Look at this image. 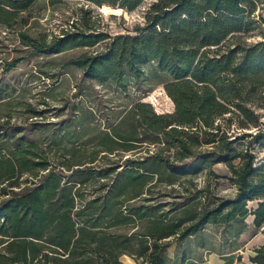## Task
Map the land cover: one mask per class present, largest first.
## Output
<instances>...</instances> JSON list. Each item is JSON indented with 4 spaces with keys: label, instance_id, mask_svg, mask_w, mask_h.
I'll return each instance as SVG.
<instances>
[{
    "label": "trees",
    "instance_id": "1",
    "mask_svg": "<svg viewBox=\"0 0 264 264\" xmlns=\"http://www.w3.org/2000/svg\"><path fill=\"white\" fill-rule=\"evenodd\" d=\"M35 1L0 0V24L25 26L20 16ZM83 1L132 12L144 0ZM260 6L264 0H157L145 25L129 34L77 28L51 40L21 35L35 54L51 56L110 39L104 51L73 65L88 80L125 92L150 66L165 78L163 93L174 110L163 113L155 95L137 101L134 114L99 131L91 152L82 146L89 141L76 144L82 134L74 120L19 125L0 119V250L8 264H123V256L139 264H196L178 251L171 259L168 250L207 225L232 234L251 216L255 230L264 227V161L258 163L256 148H264L258 112L264 109V32L248 41L264 23L262 13L259 20L254 15ZM90 14L84 11L81 20ZM129 117L147 137L130 139L120 131ZM143 143H163L174 156L145 155ZM202 144L207 150H199ZM131 153L136 156L126 157ZM215 164L230 170L233 198L205 206L200 191H176L180 178ZM252 202L256 207L248 206ZM254 252L251 263L264 264V243Z\"/></svg>",
    "mask_w": 264,
    "mask_h": 264
},
{
    "label": "rangeland",
    "instance_id": "2",
    "mask_svg": "<svg viewBox=\"0 0 264 264\" xmlns=\"http://www.w3.org/2000/svg\"><path fill=\"white\" fill-rule=\"evenodd\" d=\"M157 0H144L134 11L124 10L122 16L106 15L96 5L83 0H56L54 4L50 0H36L26 12L20 16V20H27L25 26L20 24L15 28H7L0 24V119L11 117L13 124L57 123L66 120H74L78 131L81 132L82 145L87 152L95 148L99 141V131L106 130L108 124H116L124 114H134L133 105L137 101L145 102L151 95L157 98V104L163 113L173 111L171 100L163 93L164 81L161 75L153 74L150 66L146 67V74L138 81L128 82L126 92L113 84H99L84 77L82 69L73 65L86 54H95L104 51L110 39L102 41L93 47H72L60 54L42 55L35 54L33 49L23 44L22 34L30 38L41 39L46 37L51 40L62 37L66 31L87 30L88 33L104 32L114 37L118 34L132 33L136 26H144V17ZM257 8L255 19L259 20V14L264 18V7ZM84 11H91L85 20H81ZM76 21L78 25L75 27ZM81 21V22H79ZM257 29L251 33L248 41L255 42L264 32V23L259 22ZM145 96V97H144ZM140 99V100H138ZM148 103V102H146ZM150 104V103H149ZM152 104L153 110L157 106ZM35 112H41L43 118L34 117ZM264 114V109L258 110ZM262 120H264V115ZM134 119L128 118L120 128L128 138L135 136L145 138L148 132L143 131L142 126L135 131ZM143 132L141 137L140 133ZM237 131L236 129H232ZM236 135V133H234ZM92 140V141H91ZM74 144L67 143L65 146L72 147ZM143 149L148 153L159 152L165 157L172 158L174 149L143 143ZM258 163L264 161V148L256 145ZM83 149V150H84ZM207 150V145L202 144L199 149ZM135 153L126 157L134 158ZM232 174L224 164H215L210 168L203 167L196 174H189L180 178L176 185V191L182 193V188L189 189L188 194L200 191L201 200L205 206L217 204L216 198H233L237 188L231 181ZM190 182V183H189ZM164 187V186H162ZM183 194L186 195L184 192ZM182 194V195H183ZM205 197V198H203ZM167 200L172 198L165 197ZM257 203H249L250 208L256 207ZM239 233L236 238L231 237ZM231 238V239H230ZM264 243V227L255 230L252 226V217L246 218L244 223H239L232 230V234L225 232L224 227L207 225L202 232L190 237L180 246L174 243L168 250L171 259L175 254L185 253L192 258L189 263L202 264L207 258V264H220L226 258L232 264H253L250 258L255 255V248ZM5 252L0 250V264H8L4 259ZM222 255V256H221ZM123 264H139L129 256L121 258Z\"/></svg>",
    "mask_w": 264,
    "mask_h": 264
},
{
    "label": "bare ground",
    "instance_id": "3",
    "mask_svg": "<svg viewBox=\"0 0 264 264\" xmlns=\"http://www.w3.org/2000/svg\"><path fill=\"white\" fill-rule=\"evenodd\" d=\"M100 8V7H99ZM101 12L106 14V15H117V16H122L124 14V9L121 7H116V8H110V9H102L100 8Z\"/></svg>",
    "mask_w": 264,
    "mask_h": 264
},
{
    "label": "crops",
    "instance_id": "4",
    "mask_svg": "<svg viewBox=\"0 0 264 264\" xmlns=\"http://www.w3.org/2000/svg\"><path fill=\"white\" fill-rule=\"evenodd\" d=\"M222 256V255H221ZM192 261V259H190ZM122 261V260H121ZM123 263V262H122ZM225 262H223V260L221 261L220 264H224ZM202 264H207V258H205V261L202 262Z\"/></svg>",
    "mask_w": 264,
    "mask_h": 264
},
{
    "label": "built area",
    "instance_id": "5",
    "mask_svg": "<svg viewBox=\"0 0 264 264\" xmlns=\"http://www.w3.org/2000/svg\"><path fill=\"white\" fill-rule=\"evenodd\" d=\"M173 108H174V106H173ZM174 110V109H173ZM157 113H159V112H157Z\"/></svg>",
    "mask_w": 264,
    "mask_h": 264
}]
</instances>
